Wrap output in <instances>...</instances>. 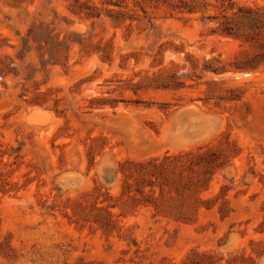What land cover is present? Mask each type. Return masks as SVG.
I'll return each instance as SVG.
<instances>
[{"label": "rangeland", "instance_id": "rangeland-1", "mask_svg": "<svg viewBox=\"0 0 264 264\" xmlns=\"http://www.w3.org/2000/svg\"><path fill=\"white\" fill-rule=\"evenodd\" d=\"M0 264H264V0H0Z\"/></svg>", "mask_w": 264, "mask_h": 264}]
</instances>
